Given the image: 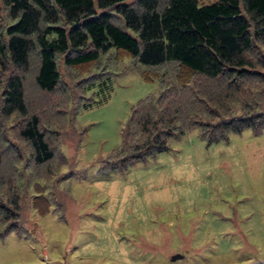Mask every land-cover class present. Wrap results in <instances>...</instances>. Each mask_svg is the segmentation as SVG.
<instances>
[{
  "label": "rangeland",
  "instance_id": "rangeland-1",
  "mask_svg": "<svg viewBox=\"0 0 264 264\" xmlns=\"http://www.w3.org/2000/svg\"><path fill=\"white\" fill-rule=\"evenodd\" d=\"M57 63L56 90L37 91L30 73L26 97L31 113L42 109L53 158L34 166L15 132L20 117L0 121L11 140L0 152V203L17 206L11 219L0 212V264L264 263V130L207 143L204 129L184 126L181 115L178 128H187L168 140V150L100 173L101 160L123 153L131 108L143 107L149 99L141 98L156 97L161 85L144 81L145 69L114 59L113 51L76 69L61 56ZM176 71L165 65L156 72ZM243 86L249 94L241 87L229 97L202 96L211 114L183 92L182 113L216 121L264 110V83Z\"/></svg>",
  "mask_w": 264,
  "mask_h": 264
},
{
  "label": "trees",
  "instance_id": "trees-1",
  "mask_svg": "<svg viewBox=\"0 0 264 264\" xmlns=\"http://www.w3.org/2000/svg\"><path fill=\"white\" fill-rule=\"evenodd\" d=\"M261 47L264 0H0V121L19 116L15 132L29 145L31 163L37 167L49 162L54 153L48 129L40 121L42 109L31 113L26 99L28 75L34 74V89L48 95L60 83L58 56L65 67L76 69L113 51L114 59L129 58L145 69L142 79L157 81L162 90L156 97L141 98L149 100L140 109L131 108L121 134L123 153L101 160L100 173L124 171L168 150V140L181 136L187 127L201 126L207 143L246 129L259 134L264 130V110L216 121L195 120L182 113L187 108L182 94L190 93L191 102L209 114L213 108L202 96H226L241 87L249 94L244 83H264ZM165 65H175L177 71L157 74ZM258 91L262 89L253 90ZM181 115L187 121L180 123L188 125L182 129ZM212 116L217 118V113ZM7 131L0 126V152L2 145H11ZM129 133L130 144L125 138ZM16 210L15 204L9 209L0 203L5 217H15Z\"/></svg>",
  "mask_w": 264,
  "mask_h": 264
},
{
  "label": "water",
  "instance_id": "water-1",
  "mask_svg": "<svg viewBox=\"0 0 264 264\" xmlns=\"http://www.w3.org/2000/svg\"><path fill=\"white\" fill-rule=\"evenodd\" d=\"M257 264H264V263H257Z\"/></svg>",
  "mask_w": 264,
  "mask_h": 264
}]
</instances>
